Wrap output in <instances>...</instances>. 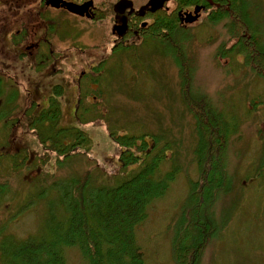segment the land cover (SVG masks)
Segmentation results:
<instances>
[{
  "label": "rangeland",
  "instance_id": "rangeland-1",
  "mask_svg": "<svg viewBox=\"0 0 264 264\" xmlns=\"http://www.w3.org/2000/svg\"><path fill=\"white\" fill-rule=\"evenodd\" d=\"M146 1L133 0V6L138 8ZM168 6L171 9L172 4ZM248 12L250 23H257L258 31L263 32V41L264 0H250ZM186 33L185 54L194 67L191 87L212 104L226 129L225 172L226 178L231 179L229 190L221 194L214 205L217 230L210 236L200 264H264V77H259L251 64H243L232 50L228 51L234 40L221 23L209 24L201 14ZM59 34L54 36V44L63 49V67L70 77L85 65L82 58L78 62L80 55L72 49L74 45H94L97 53L99 47L107 46L106 41L110 43L114 38L109 31H79L77 34L63 31L61 40ZM260 34L255 35L258 41ZM221 44L223 54L218 49ZM92 52L89 47L85 55ZM177 71L159 37L154 40L146 35L129 39L128 43L107 51L103 61L93 66L92 80L97 84L94 96H81L75 105V94L70 92L58 103L57 128L77 122L75 126L92 137V148L85 152L78 149L79 154L66 158L60 169L52 162L42 168L47 172L55 171L56 179L62 175L63 188L86 169L90 170L87 190L117 186L143 166L139 160L127 162L128 152L115 142L116 138L145 135L144 140L155 145L148 151L145 165L158 162L156 178L172 172L173 179L165 193L149 203L146 218L135 228V243L143 264H175L171 238L173 233L177 238L176 220L188 195V180L200 181L194 162L196 122L180 92ZM33 76L36 81L37 76ZM69 82L67 88L73 91L75 87ZM82 82L88 81L83 78ZM72 111L78 114L77 121ZM47 115L48 121L51 115ZM203 118L207 129L205 143L209 149H214L216 135ZM34 130L14 131L16 144L32 147L45 161L48 152L44 144L48 142L40 143ZM22 153L20 150L17 157ZM131 154L140 155V152ZM32 158L30 152L24 159L29 162ZM13 160L16 166L12 175L0 169V178H6L0 179V264H29V258L35 260L34 264H90L76 243L71 246L62 242L60 250L57 248L61 234L51 216L53 211L47 212L45 207V199L51 197L44 195L53 187L40 186L48 180L46 175L39 174L44 164L24 167L18 158ZM202 200L206 202L205 196ZM50 203L56 204L57 200L52 198ZM205 207V203L201 204L198 213L190 206L185 220L190 223L195 214L205 216ZM51 227L56 228L54 237L47 233ZM201 231L198 229L197 233ZM43 232L47 238L41 236ZM49 241L54 244L42 251L41 258L30 250L43 247ZM18 251L23 252L21 256L17 255Z\"/></svg>",
  "mask_w": 264,
  "mask_h": 264
},
{
  "label": "trees",
  "instance_id": "trees-1",
  "mask_svg": "<svg viewBox=\"0 0 264 264\" xmlns=\"http://www.w3.org/2000/svg\"><path fill=\"white\" fill-rule=\"evenodd\" d=\"M175 1L178 2L177 6L181 9L200 0ZM238 1L239 4H236V7L242 15V22H244V5L240 3L241 0ZM240 27L244 26L234 24V29L238 31H233L228 22L225 25V30L231 38H237L235 47L237 52L243 56L245 64H251L260 74L264 75V42H253L242 36L241 32L245 31H240L242 29ZM167 28L169 31H161V29ZM143 34L153 39L159 37L163 42L166 53L178 70L180 92L185 105L196 122L197 145L194 161L200 172V181L188 180V195L180 209V211L183 210L176 220L177 238H174L173 233L171 252L175 264H200L204 248L211 240L210 236L217 230L214 205L220 194L226 193L231 185V179L226 178L225 172L227 162L225 154L226 129L218 120L212 104L191 87L194 67L185 54L184 45L188 34L178 27L176 10L170 16L158 11L155 21L148 25L147 31H143ZM203 117L206 119L205 123L216 135L214 149H209L205 143L207 129L204 126ZM66 130H59V133L63 132L62 140L72 137L74 139L72 143L61 144L56 138L57 134L49 139L52 147L60 154L67 151L72 152L77 145L79 146L77 148L84 149V151L91 148L92 139L85 132L80 130L67 132ZM137 139L131 136H118L115 140L128 152L126 155L127 158H130L127 160L128 163L139 160L143 166L140 171L117 186L87 190L90 177L89 169L71 178L68 187L61 186L62 178L55 183H48V181L43 183L46 187L61 189L65 197L64 201L62 200L66 207L64 210L66 213L65 223L68 222L63 233L64 237L76 239L73 243H76L84 252L85 258L90 264H143L141 252L135 243V228L146 218V208L149 203L165 193L168 183L173 179V173L167 172L161 178H156L155 174L159 163L145 165L148 151L153 148L148 147L143 138L138 139L140 144ZM134 148L141 152V156L131 154ZM204 196L206 200L204 202L206 204L205 216L195 214L193 221L188 223L185 219L189 207H195L199 213L201 204H204L202 200ZM204 223L206 224L202 226ZM198 229L202 230L201 233H197ZM51 246V244L43 247L36 246L30 250L39 253ZM22 253L19 254L22 255ZM34 262L33 259L29 264H34Z\"/></svg>",
  "mask_w": 264,
  "mask_h": 264
},
{
  "label": "flooded vegetation",
  "instance_id": "flooded-vegetation-1",
  "mask_svg": "<svg viewBox=\"0 0 264 264\" xmlns=\"http://www.w3.org/2000/svg\"><path fill=\"white\" fill-rule=\"evenodd\" d=\"M129 1L131 4L128 0H0V169H6V174L13 173L14 157L24 165H29L36 157L39 162L42 161L32 147L16 144L13 132L31 130L32 123L39 118H43L42 122L50 131L56 121L53 129L57 130L60 98L73 92L76 105L81 96H94L97 84L89 80L93 75V66L103 61L107 51H113L118 45L126 44L129 31L131 36H137L139 31H147L148 26L141 25L143 20L153 24L155 15L153 18H147L149 13L145 5L135 8L132 7L133 0ZM249 1H240L244 5V22L236 7L238 0H200L195 4L201 6L200 12L205 15L209 24L221 23L224 28L229 22L233 31H238L234 29V24L243 25L244 27H240V31H245L241 32L242 36L247 35V39L261 42L263 32L254 33L253 31H258L259 26L257 23H250ZM170 3L171 9L168 6L164 8L167 16L177 8L174 0ZM194 6L177 11L180 29L189 30L187 25L182 23V14L189 12ZM63 31L76 34L79 31H109V35L114 38L110 43L106 41L108 48L104 44L98 48L97 53L94 45H74L72 49L80 55H77L78 62L82 58L85 65L79 73L70 77L64 71L63 49L54 44V36L61 33L58 35L61 40ZM120 31H126V34L121 36ZM161 31L169 30L167 28ZM259 34L260 41L255 37ZM89 47L93 52L87 56L85 52L89 51ZM87 57L92 59L88 60ZM33 75L37 76L36 81ZM83 78L88 82L83 83ZM68 81L74 85L73 91L67 88ZM44 83L48 85L43 86ZM47 114L51 115V121H47ZM20 150H23V153L17 157ZM30 152L33 153V158L28 162L24 158ZM49 195L58 199L63 196L56 191ZM55 209L59 211L58 206H55ZM47 211H52V208L49 206ZM51 216L55 217L59 229V215L55 213Z\"/></svg>",
  "mask_w": 264,
  "mask_h": 264
},
{
  "label": "water",
  "instance_id": "water-1",
  "mask_svg": "<svg viewBox=\"0 0 264 264\" xmlns=\"http://www.w3.org/2000/svg\"><path fill=\"white\" fill-rule=\"evenodd\" d=\"M166 0H149L148 1V6L150 7V12H154L155 10L159 9L160 7H162L163 3ZM197 12V8L194 9V13ZM196 18V16H193L191 18H186V21H192Z\"/></svg>",
  "mask_w": 264,
  "mask_h": 264
}]
</instances>
